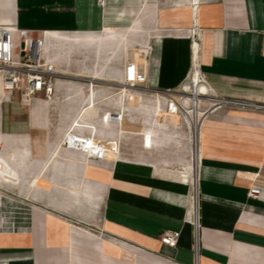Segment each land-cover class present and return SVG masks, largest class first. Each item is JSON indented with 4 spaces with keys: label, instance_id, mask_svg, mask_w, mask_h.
Listing matches in <instances>:
<instances>
[{
    "label": "crops",
    "instance_id": "obj_1",
    "mask_svg": "<svg viewBox=\"0 0 264 264\" xmlns=\"http://www.w3.org/2000/svg\"><path fill=\"white\" fill-rule=\"evenodd\" d=\"M0 26L97 35L100 58L107 46L130 53L140 37L152 47L149 86L177 89L194 65L192 86L202 74L215 94L264 105V0H0ZM83 51L63 63L83 72L86 60L75 59ZM80 86L86 92L62 82L57 95ZM3 95L0 88V264H264V110H217L200 128L196 262L188 165L177 169L189 151L186 129L154 128L160 136L148 151L142 131H128L140 136L141 159L113 154L89 164L63 150V138L54 144L50 102L26 106L14 94L1 103ZM90 130L115 137L121 128ZM177 230V248L162 244Z\"/></svg>",
    "mask_w": 264,
    "mask_h": 264
},
{
    "label": "built area",
    "instance_id": "obj_2",
    "mask_svg": "<svg viewBox=\"0 0 264 264\" xmlns=\"http://www.w3.org/2000/svg\"><path fill=\"white\" fill-rule=\"evenodd\" d=\"M45 30H26L16 26H0V80L5 94L2 101H14V94L19 92L20 103L30 106L36 99L42 97L51 101L57 97L58 85L62 82L75 81L87 86L89 91L108 88L115 90L111 95L107 107L100 110L99 121L107 127L118 129L127 122L130 116L129 98L124 97V92H135L149 102L148 113L155 127L169 129L184 128L188 132L189 151L192 156L193 142L200 132V128L206 118L217 110H264V105L227 98L215 94L202 76L199 85H191L190 75L177 89H159L149 86V56L152 47L142 42L138 47H145L144 56L134 59L125 55L123 65L117 69L111 67L108 70L107 79L91 80L80 75L69 74L60 68L58 63L49 54L46 55L42 47L46 43ZM195 32H193V38ZM137 48V47H136ZM120 77V78H118ZM205 86L202 91L200 87ZM98 92H96L97 95ZM125 99V108L117 104L121 98ZM160 111L179 118L178 124L159 123L158 112L153 104H159ZM122 135V134H121ZM121 135L115 137L103 136V134H90L84 131L66 132L63 136V150L78 154L89 164H100L113 160V154L120 160L122 141ZM156 142L153 129L145 128L142 132V147L151 150ZM192 158V157H191ZM192 162V159H191ZM191 183V182H190ZM193 186V184L191 183ZM194 191V189H193ZM261 191L252 188L249 192L251 198H258ZM193 228V251L196 262L199 254V226L191 223ZM181 231H166L160 238L162 244L177 248Z\"/></svg>",
    "mask_w": 264,
    "mask_h": 264
},
{
    "label": "rangeland",
    "instance_id": "obj_3",
    "mask_svg": "<svg viewBox=\"0 0 264 264\" xmlns=\"http://www.w3.org/2000/svg\"><path fill=\"white\" fill-rule=\"evenodd\" d=\"M134 30L137 31L136 27L134 28ZM104 36L106 37L107 35L105 34ZM83 38L84 37L82 35L66 34L65 35L66 43L64 42V44L63 43L58 44L57 47L60 49V51L58 52V55H57L58 57L56 59L54 58L53 59L58 63L60 68L64 70L65 72H68L69 74H75V75L79 74L81 77L89 78L91 80H98L100 79L98 77H101V74H102L101 66H103L104 64L112 63L109 66L110 68L115 67V66L120 67L123 64L125 54L122 52V50L112 49L107 46L105 48V51L104 49L102 50L103 53H102V57L100 58L101 48L96 44L98 40V36L92 35L93 41L82 40ZM142 41H143L142 38L135 37L132 43L133 47L131 49V52L127 53L126 55L127 56L131 55L132 58L136 60L139 59V56H144L146 53V48L143 46L138 47L139 44L142 43ZM83 47L85 51H83V54H80L79 56H75V59L81 58L83 60H86L85 63L87 64V69H84L83 72L74 71L73 69L70 70L71 68L67 64H65V62L63 63L62 60L66 59L67 53L70 50L72 49L78 50L79 48L83 49ZM105 75L106 77H108L109 75L108 72ZM103 77L104 76H102L101 78ZM85 87H86V92L82 91L81 86H80L78 89V92L75 91V93H69L66 96L57 95L56 98L49 101L52 106L50 120H51V123L54 125V129H55V130L53 129V136H52V139L55 145H58V143H60L63 138V136L61 137V135L58 132V130L61 127H64L62 125H65V129H67L65 131V134L66 132H74V131H84V132L92 133L90 130V128L92 127H96L98 130H100L101 133L105 132L104 130L109 129V127L102 126L97 123L100 118L99 110L106 108L109 102L108 98L110 97L107 95H111V92H116L115 90H110L108 88H104L103 90L95 89L94 91L95 92L94 99H95L96 107L98 109L99 118L93 119L91 121H81L78 123V125L75 124L76 121L78 120V118L76 119V117L79 114V111L81 114V111L87 106H89L92 92L89 91L87 86ZM96 92H98L97 95H96ZM127 96L130 100L129 101L130 116L127 122L122 124V126L120 127L121 130L120 132H118V135L122 134L121 135L122 149H121V156H120V161L122 162L128 161L130 159H141L142 158L141 153L139 151L140 147L138 145L140 136L127 134L128 131L130 132L131 131H134V132L142 131L143 132L145 128H150V129L158 128L153 125V120L147 111L151 107L149 102H146V101L144 102L143 101L144 98L141 95L136 94L135 92H132V91L131 92L127 91ZM16 97L17 99H19L20 97L19 92L16 93ZM158 100H159L158 105L157 103L153 104V106L156 107V112H158L157 121L163 124H178L179 118L177 116H172V115H169V114H166L160 111L161 100L160 99ZM69 104L79 107L80 108L79 111L75 109L74 110L70 109ZM117 104H119V106H121L122 108H125L126 104H125L124 97L121 98L119 101H117ZM63 107L66 109V111H69V113H67L66 111L64 113H61L60 110ZM141 128L142 130H140ZM153 131L154 133L156 132L155 136L157 137L160 136L156 130H153ZM184 155H186L187 158H184L179 163V166L177 168L178 172H183L185 171V169H186L185 172H190L191 170V159H192L191 157L192 156H191L190 151H188L187 153H184ZM157 157L159 156L157 155ZM116 160H118V158H116ZM185 166L187 167L184 169ZM187 184L191 185V183H187ZM192 193H193V186L191 185V194Z\"/></svg>",
    "mask_w": 264,
    "mask_h": 264
},
{
    "label": "bare ground",
    "instance_id": "obj_4",
    "mask_svg": "<svg viewBox=\"0 0 264 264\" xmlns=\"http://www.w3.org/2000/svg\"><path fill=\"white\" fill-rule=\"evenodd\" d=\"M89 40V39H88ZM46 43L42 47L43 52L46 55H51L54 59H56L58 56V52L60 49L57 47L58 44H64L65 36H61L60 33L56 32H47V36L45 37ZM66 43V42H65ZM60 46V45H59ZM200 77V82L202 80L201 76ZM96 78V77H95ZM0 88L3 94H5L1 80H0ZM90 94V93H89ZM124 97L127 96V91L124 93ZM95 92L94 90L91 93V98L89 102V106L84 108L81 111V116L80 118L76 121L75 124L78 125L79 122L81 121H91L93 119H96L98 115V109L96 107L95 103ZM49 102V101H48ZM76 126V125H74ZM93 134V133H90ZM95 135V134H94ZM200 153H199V134L196 136L193 142V147H192V162H191V170L190 172H184L182 173V181L185 183H192L193 184V193L191 194L192 197V209L190 210V216L191 220H193L194 225L195 222L197 223V217L199 218V205H200V191H199V166H200ZM198 224V223H197Z\"/></svg>",
    "mask_w": 264,
    "mask_h": 264
}]
</instances>
